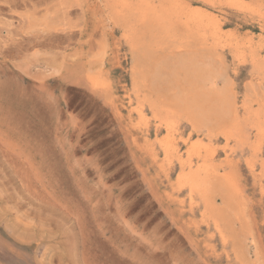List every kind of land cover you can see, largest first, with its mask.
<instances>
[{"label":"rangeland","instance_id":"rangeland-1","mask_svg":"<svg viewBox=\"0 0 264 264\" xmlns=\"http://www.w3.org/2000/svg\"><path fill=\"white\" fill-rule=\"evenodd\" d=\"M239 1L0 0V264H264V0ZM145 4L167 8L176 23L188 8L207 15L204 31L191 24V32H205L198 52L231 78L232 114L217 107L225 95L211 94L206 120L193 121L201 84L187 86L181 71L165 88L151 86L152 58L185 54L155 34L134 87L129 42ZM129 5L138 8L126 13ZM150 101L176 124L167 127ZM200 168L215 211L180 183L183 171Z\"/></svg>","mask_w":264,"mask_h":264},{"label":"bare ground","instance_id":"bare-ground-1","mask_svg":"<svg viewBox=\"0 0 264 264\" xmlns=\"http://www.w3.org/2000/svg\"><path fill=\"white\" fill-rule=\"evenodd\" d=\"M120 1V0H119ZM122 1V0H121ZM124 2H125V4H127V0H123ZM138 1V0H137ZM208 1H210V0H208ZM216 1V0H215ZM218 1V0H217ZM235 0H233V2H234ZM239 1V0H238ZM123 2V3H124ZM240 2V1H239ZM113 3H115V2H113ZM116 3H118V2H116ZM120 3V2H119ZM185 3V2H184ZM208 3V2H207ZM225 3H227V2H225ZM243 3V2H242ZM242 3H240V4H242ZM246 4H247V2H245ZM186 4H189V2L188 3H186ZM185 4V5H186ZM260 4V3H259ZM120 5V4H119ZM184 5V4H183ZM226 5H228V3L226 4ZM234 5V4H233ZM245 4H243V6H244ZM248 6H249V8H250V5L252 6V4H247ZM246 5V6H247ZM253 5H256V4H253ZM121 6V5H120ZM119 6V7H120ZM188 6V5H187ZM187 6H186V8H187ZM192 6V5H191ZM229 6V5H228ZM257 6V5H256ZM118 7V8H119ZM122 7H123V5H122ZM133 7V5L131 6V5H129L124 11L127 13V11L128 10H130L131 12L132 11H135V10H137V8L138 7H136L135 6V8H132ZM144 8H142L141 7V9L139 10H137V12H138V17H136V18H138V20H140V24H139V29H137V32H138V34H137V36L136 37H133V33H132V35H131V42H129L130 43V47H129V50L131 51L132 50V55L131 56H133V61H134V63H133V66H132V79H133V82H132V84L134 85V87L135 88H137V86H138V84L139 83H142V82H140V79H141V77H142V75H144V73L145 72H143L144 71V69H142L143 68V64L144 65H146V63L144 62V55H147V53L146 52H144L145 50V44L146 43H148L149 41H148V39H151L152 38V35L154 36V34H155V38L157 37V39H159L160 41L162 40V41H167V39L168 40H171L172 41V43L175 45V46H177V48H178V46L180 47H183V51H185V54H181V55H179V56H176L175 55V58H173V59H170L169 57H163V58H158V59H156V58H152L153 59V64H152V71H151V74H150V78H151V86L156 90V91H158L161 87L162 88H165V87H163V84H167V83H169V81H172L173 80V77L176 79V75H178V74H180V71L182 72L181 73V75L183 74V78H184V80L187 82V86H189L190 85V82H191V84H192V82H194V85H196L195 84V82H198V83H200L201 85H197V87L198 88H194V90H193V92H194V98H193V96H191L192 97V99H194L195 100V97L196 96H199V97H197L198 99L197 100H195V101H191V104L193 103V107L192 108H194V109H196V112L194 113V115H193V121L195 120L196 122H197V120L196 119H198V121H199V119H200V117H202V119L204 118H206L205 116H204V111H201V109H202V106H203V101L207 98V96H209V95H211V94H215L216 96L218 95V98H223V96L225 95V97L227 98V100H225L224 98V102H226L227 103V106L225 107V109H223L224 108V106H225V104H224V106L222 105V100H220L219 102H217L216 104H217V107H218V109H219V111H220V109H222V110H225L226 111V113L228 114V112H230L231 113V110H232V104H231V93L232 92H230L231 90H230V86H231V83H233L230 79H229V77H226V75H224L223 73H222V71H223V69H222V67H217V66H215V67H213L214 65H216L215 63H213V59L211 58L212 56H213V54L212 53H210V54H212V56L210 57V55L209 54H206V53H203V51L202 52H198V50H197V45L198 44H201V42H199V40H198V38L199 39H204L206 36H205V32H199L198 33V31L197 32H195V33H192L191 32V30L193 29L192 27H190V26H194V28H196L197 30H199L200 29V31L201 30H203L204 31V28H205V25H206V19H207V15L205 14V13H203V12H201V11H199V10H197V9H187V10H189L188 12H186L185 13V20L183 21L182 20V22L181 21H179L178 23H176V22H171L170 20L171 19H169V16H168V11L169 10H166L165 8L164 9H161V11H157L156 9H154L153 7H152V5H150V4H145V6H143ZM162 7V6H161ZM194 7H196V6H194ZM233 7V6H232ZM252 7H254V6H252ZM261 7V6H260ZM117 8V9H118ZM159 8V7H158ZM163 8V7H162ZM191 8V7H190ZM199 8V7H198ZM237 8V7H236ZM259 8V7H258ZM182 9H185V7H183V8H181V9H177V10H182ZM242 9H244V8H242ZM248 9V8H247ZM186 10V11H187ZM201 10V9H200ZM204 10H206V8L204 9ZM237 10V9H236ZM253 10H254V8H253ZM252 10V11H253ZM260 10V9H259ZM259 10H257V11H259ZM129 11V12H130ZM185 11V10H184ZM256 11V10H255ZM250 12V11H249ZM254 12V11H253ZM207 13V12H206ZM252 13V12H251ZM254 13H256V12H254ZM259 13H261V11H259ZM208 14V13H207ZM216 14V13H215ZM258 14V13H257ZM256 14V15H257ZM262 14V13H261ZM211 15V14H210ZM118 16V15H117ZM116 16V17H117ZM262 16H264V14L262 15ZM261 16V17H262ZM178 17H180V15L178 16ZM212 17H214V15L212 16ZM215 17H216V15H215ZM219 17V16H218ZM217 17V18H218ZM255 17V16H254ZM119 18V17H118ZM117 18V19H118ZM256 18H258V17H256ZM216 19V18H215ZM218 20V19H217ZM257 20V19H256ZM219 21V20H218ZM223 21V20H222ZM119 22V21H118ZM211 22V21H210ZM257 22H259V21H257ZM138 23V22H137ZM207 23H208V21H207ZM218 22H213L212 24L213 25H215L214 26V31H216V35H218L219 33H218V29H220V28H217V24ZM220 23H222V22H220ZM132 24V23H131ZM192 24V25H191ZM219 24V23H218ZM220 25V24H219ZM218 25V26H219ZM238 25V24H237ZM123 26H124V29H125V31L128 33V35H130V29H129V27H128V24L126 23V22H124V24H123ZM228 26H230V25H228ZM254 26V25H253ZM261 26V25H260ZM228 28V27H227ZM231 28V27H230ZM235 28V27H234ZM233 28V29H234ZM260 28V27H259ZM212 29V28H211ZM213 30V29H212ZM225 30V29H224ZM223 30V31H224ZM237 30V29H236ZM247 30H249V29H247ZM246 29H244V31H247ZM260 30H262V29H260ZM214 31H212V34H214ZM220 31V30H219ZM221 31H222V29H221ZM227 31H231V30H228L227 29ZM239 31V30H238ZM237 31V32H238ZM209 32H211V30L209 31ZM243 32V31H242ZM225 33H226V31H225ZM230 33H232V32H230ZM245 33V32H244ZM247 33V32H246ZM262 33V32H261ZM135 34V33H134ZM210 34V33H209ZM228 34V33H227ZM248 34H249V32H248ZM247 34V35H248ZM263 34V33H262ZM126 35V34H125ZM124 35V36H125ZM215 35V36H216ZM224 36L226 35V34H223ZM229 35V34H228ZM230 35H232V34H230ZM241 35H244V34H242L241 33ZM250 35V34H249ZM248 35V36H249ZM251 35H252V33H251ZM257 35V34H256ZM260 35V34H259ZM213 36V35H212ZM219 36V35H218ZM217 36V37H218ZM227 36V35H226ZM225 36V37H226ZM247 36V37H248ZM262 36V35H261ZM126 37V36H125ZM230 37V36H229ZM246 36H245V38H247ZM251 37V36H250ZM258 37V36H257ZM221 38H223L222 37V35H221ZM235 39H237L236 37H234ZM245 38H243V39H245ZM259 38V37H258ZM189 39L191 40V39H193L194 41H195V43L193 44V43H191V44H193L194 46H195V48L193 49V50H187L186 49V45L187 44H190L189 43ZM218 39V38H217ZM223 39H225V38H223ZM234 39V40H235ZM242 39V40H243ZM261 39V38H260ZM264 38H262V40H263ZM151 40H153V39H151ZM193 40H191V41H193ZM209 40V39H208ZM216 40V39H215ZM220 40V39H219ZM234 40H233V42H234ZM241 40V41H242ZM247 40V39H246ZM254 40V39H253ZM236 41V40H235ZM250 41V40H249ZM159 42V41H158ZM207 42V41H206ZM215 42V41H214ZM224 42H225V40H224ZM227 42V41H226ZM232 42V41H231ZM246 43H247V41H245ZM253 42V41H252ZM261 42V41H260ZM152 43V42H151ZM167 43V42H166ZM171 43V45L173 46V44ZM220 43V42H219ZM223 43V41L221 42V44ZM228 43H230V41H228ZM235 43V42H234ZM161 44H164L163 42L161 43ZM217 44V43H216ZM240 44V46H241V42H238V45ZM256 44V43H255ZM261 44V43H260ZM263 44H264V41H263ZM149 45V44H148ZM171 45H169V46H171ZM228 45H230V44H228ZM250 45H251V41H250ZM248 46V45H246V46H248V51H249V55L250 56H248V59H249V57H251V55L253 54V52H252V47L253 46ZM147 46V45H146ZM150 46V45H149ZM155 46V45H154ZM171 46V47H172ZM188 46H190V45H188ZM192 46V45H191ZM193 46V47H194ZM198 46H200V45H198ZM239 46V47H240ZM243 46V45H242ZM241 46V47H242ZM255 46V45H254ZM263 46V45H262ZM180 47V48H181ZM207 47V46H206ZM235 47H237L236 46V44H234V48ZM131 48V49H130ZM153 48V47H152ZM157 48V47H156ZM164 48V47H163ZM167 48V47H166ZM169 48V47H168ZM175 48V47H174ZM173 48V49H174ZM209 47H207V49H208ZM259 48V47H258ZM172 49V50H173ZM205 49V48H204ZM207 49H205V50H207ZM238 49V48H237ZM254 49V48H253ZM159 50V49H158ZM243 50V49H242ZM159 51H162V50H159ZM187 51V52H186ZM210 51V50H209ZM214 51H215V49H214ZM237 51V50H236ZM245 51V50H244ZM243 51V52H244ZM154 52H156V51H154ZM213 52V51H212ZM216 52V51H215ZM238 52H239V50H238ZM258 52V51H257ZM263 53H264V51H262ZM261 52V53H262ZM235 52H234V50H233V55H237V54H234ZM179 54V53H178ZM177 54V55H178ZM223 54H225V53H223ZM248 54V53H247ZM215 56H216V54H214ZM239 55V54H238ZM242 55V54H241ZM244 55V54H243ZM242 55V56H243ZM260 55V54H259ZM263 55V54H262ZM150 56H151V54H150ZM149 56V57H150ZM257 56V55H256ZM152 57V56H151ZM220 57H223V55L222 56H220ZM239 57V56H238ZM241 57V56H240ZM255 57V56H254ZM258 57H260V56H258ZM146 58V57H145ZM243 58H246V57H243ZM242 58V59H243ZM262 58H264L263 56H262ZM151 59V58H150ZM242 59H240V60H242ZM256 59V61H258V65H259V67H256V68H258L259 70H261L263 67H261L262 66V61H259L258 59H257V57L255 58ZM224 60V59H223ZM132 61V62H133ZM150 61H152V60H150ZM225 61V60H224ZM244 61V60H243ZM254 61V60H253ZM255 61V62H256ZM214 62H216V60L214 61ZM223 62V61H222ZM226 62V61H225ZM238 62V61H237ZM218 64V63H217ZM224 64V63H223ZM221 65V64H220ZM147 66V65H146ZM148 67V66H147ZM222 69V70H221ZM151 70V69H150ZM224 70H225V68H224ZM263 70H264V68H263ZM235 71V70H234ZM149 74V73H148ZM229 75V74H228ZM139 76H140V78H139ZM149 76V75H148ZM146 77H147V75H146ZM178 77V76H177ZM180 78V77H179ZM255 78V77H254ZM222 80L221 81V83L222 84H218V80ZM258 79V78H257ZM169 80V81H168ZM146 81V80H145ZM144 81V82H145ZM177 81V80H176ZM178 81H181V80H178ZM147 82V81H146ZM231 82V83H230ZM250 82V81H249ZM258 82V81H257ZM260 82V81H259ZM179 83V82H178ZM181 83H182V81H181ZM253 83V82H252ZM256 83V82H255ZM257 84V83H256ZM140 85V84H139ZM250 85H251V82H250ZM143 86V85H142ZM165 86H167V85H165ZM183 86V85H182ZM185 86V85H184ZM190 86H192V85H190ZM256 86L257 85H255L254 87L256 88ZM133 87V88H134ZM141 87V86H140ZM169 87V86H168ZM174 87H176V86H174ZM253 87V86H252ZM258 87H259V85H258ZM179 88H180V86H179ZM188 88V87H187ZM186 88V89H187ZM235 88V87H234ZM233 88V89H234ZM249 89L251 88V87H248ZM173 89V88H172ZM177 89H178V87H177ZM237 89V88H236ZM248 89V90H249ZM175 90V89H174ZM189 90V89H188ZM190 90H192V89H190ZM252 90V89H251ZM178 91V90H177ZM180 91V90H179ZM184 91V90H183ZM253 91H254V89H253ZM145 92V91H144ZM155 92V91H154ZM153 92V93H154ZM172 92V91H171ZM181 92V91H180ZM192 92V91H191ZM190 92V94H193V93H191ZM237 92V91H236ZM246 92H248V91H246ZM250 92V91H249ZM257 91H255V93H256ZM151 93V92H150ZM179 93V92H178ZM184 93V92H183ZM259 92H257L256 94H255V96H254V98H255V100L257 101L258 99L256 98V95H259L258 94ZM144 94V93H143ZM149 94V93H148ZM156 94V93H155ZM182 94V93H181ZM180 94V95H181ZM233 94V93H232ZM239 94V93H238ZM250 95H251V93H249ZM174 95H175V93H174ZM173 95V96H174ZM179 95V97L177 98V101L179 102V105L182 107V105H184V103L185 102H187V101H184L186 98L185 97H181ZM235 95V94H234ZM148 96V95H147ZM161 96V95H160ZM160 96H158V97H160ZM163 96V95H162ZM177 96V95H176ZM184 96V95H183ZM211 96H213V95H211ZM210 96V97H211ZM245 96H246V94H245ZM260 96V95H259ZM151 97V96H150ZM152 97H153V95H152ZM214 97V96H213ZM234 97V96H233ZM237 97V96H236ZM162 98V97H161ZM163 98H164V96H163ZM167 98V97H166ZM169 98V97H168ZM185 98V99H184ZM246 98H248V97H246ZM254 98H253V100H254ZM158 99H160V98H158ZM215 99H217V98H215ZM241 99V98H240ZM161 100V99H160ZM164 99H162L161 101H163ZM190 100H191V98H190ZM210 100V99H209ZM233 100H235V98H233ZM166 101V100H165ZM164 101V102H165ZM213 101H215V100H213ZM237 100H235L234 102H236ZM260 101V100H259ZM167 103H169L170 102V100H169V102L168 101H166ZM172 102V101H171ZM174 102H176V101H174ZM255 102V101H254ZM253 102V103H254ZM258 102V101H257ZM212 103H214V102H212ZM233 103V102H232ZM259 103H261V102H259ZM190 104V103H189ZM209 104H211L210 102H209ZM216 104H215V106H216ZM237 104V103H236ZM173 105H174V103H173ZM234 105H235V103H234ZM141 106V105H140ZM149 106H150V108L155 112V115L157 116V117H159L161 120H164V121H166V124H168L167 125V127L169 126V125H171V127L174 125V123L176 122V118L175 117H171L172 115H173V113L172 112H170V111H168V110H166L165 108H163L164 106L163 105H160V102H157V101H150V103H149ZM188 107V108H190V106L189 105H187V103H185V106L184 107ZM223 106V107H222ZM178 107V106H177ZM216 107V108H217ZM135 108H138V105H137V107H135ZM140 108V107H139ZM139 108H138V110H139ZM170 108V107H169ZM204 109V108H203ZM206 109H208V108H206ZM137 110V109H136ZM141 110V109H140ZM177 110V109H176ZM215 110V109H214ZM180 111V110H179ZM192 111V110H191ZM138 112V111H137ZM139 112H141V111H139ZM190 112V111H189ZM194 112V111H193ZM192 112V113H193ZM216 112V111H215ZM222 112V111H221ZM177 113V112H176ZM191 113V112H190ZM219 113V112H218ZM229 113V114H230ZM261 113H264V103L262 102V106L260 107V114ZM198 114V115H197ZM210 114V113H209ZM214 114V113H213ZM220 114V113H219ZM222 114V116H223V113H221ZM220 114V115H221ZM232 114V113H231ZM230 114V115H231ZM259 114V113H258ZM140 115V114H139ZM142 115V114H141ZM200 115V116H199ZM216 115V114H215ZM224 115H225V112H224ZM230 115H228V116H230ZM156 116H154V117H156ZM206 116H207V114H206ZM217 116V115H216ZM227 116V117H228ZM142 117V116H141ZM192 117V116H191ZM190 117V118H191ZM212 117V116H211ZM143 118V117H142ZM145 118H147V116L145 117ZM144 118V119H145ZM213 118H214V116H213ZM221 118V117H220ZM224 118V117H223ZM229 118H231V116L229 117ZM229 118H227V119H229ZM154 119V118H153ZM210 119V118H209ZM192 120V119H191ZM206 120V119H205ZM217 120H218V118H217ZM223 120V119H222ZM224 120H226V117H225V119ZM208 121V120H207ZM213 121V120H212ZM220 121V120H219ZM226 121H228V120H226ZM145 122H146V120H145ZM148 122V121H147ZM192 122V121H191ZM204 122H206V121H203V123ZM210 122V121H209ZM216 121H214V123H215ZM223 122V121H222ZM157 123H159V122H157ZM156 123V124H157ZM192 123H194V122H192ZM201 123V122H200ZM219 124H221V122H218ZM217 122H216V124H218ZM176 124V123H175ZM205 124V123H204ZM218 124V125H219ZM155 125V124H154ZM163 125H165L164 123H163ZM192 125V124H191ZM193 125H195L196 126V123L195 124H193ZM202 126H203V124H201ZM200 124H199V126H201ZM210 125V124H209ZM214 125V124H213ZM218 125H216V126H218ZM223 125H226V122L224 121V124H222V126ZM228 125V124H227ZM233 125H235L234 123H232V127L228 130V131H225V135H226V138H228L229 136H231L232 134H233V130H234V128H233ZM162 126V125H161ZM198 126V125H197ZM196 126V127H197ZM198 126V127H199ZM205 126V125H204ZM207 126V125H206ZM220 126V125H219ZM261 126H263V125H261ZM165 127V126H164ZM197 127V128H198ZM211 127H213L212 125H211ZM254 127H255V125H254ZM259 127V126H258ZM161 128V127H160ZM163 128V127H162ZM210 128V127H209ZM256 128V127H255ZM260 128V127H259ZM263 128V127H262ZM166 129V128H165ZM169 129V128H168ZM177 129V128H176ZM199 129V128H198ZM201 129V128H200ZM212 129H215L214 127L212 128ZM261 129V128H260ZM156 130V129H155ZM163 130V129H162ZM171 130V129H170ZM222 130V129H221ZM256 130V129H255ZM258 130V129H257ZM167 131V130H166ZM175 131V130H174ZM208 131V130H207ZM216 130H214V132H215ZM261 131L263 132V129H261ZM168 132V131H167ZM167 132H165V134L167 135ZM209 132V131H208ZM212 132V131H211ZM261 132V133H262ZM172 133V132H171ZM170 133V134H171ZM206 133V132H205ZM210 133V132H209ZM165 134H163V135H165ZM179 134V133H178ZM208 134V133H207ZM214 134V133H213ZM204 135H206V134H204ZM258 135V134H257ZM171 136H174V135H172L171 134ZM207 136V135H206ZM161 137H162V135H161ZM165 137V136H164ZM169 135H168V139H169ZM178 137H180V135L178 136ZM200 137V136H199ZM159 137H157V139H158ZM171 138V140H172V137H170ZM177 138V137H176ZM225 138V139H226ZM162 139H163V137H162ZM210 139V138H209ZM254 139V138H253ZM260 139V138H259ZM263 139H264V137H263ZM164 140V139H163ZM170 140V139H169ZM168 140V141H169ZM174 140V139H173ZM172 140V141H173ZM182 140V139H181ZM197 141V140H196ZM199 141V140H198ZM197 141V142H198ZM201 141V140H200ZM203 141V140H202ZM261 141V140H260ZM166 142V141H165ZM164 142V144L166 145V143ZM252 142V141H251ZM256 142V141H255ZM257 142H258V140H257ZM173 143H174V141H173ZM172 142H171V144H173ZM176 143V142H175ZM195 143V142H194ZM200 144H203L202 142L200 143ZM198 145V144H197ZM161 146V145H160ZM163 146L164 145H162L161 147H162V149H164L163 148ZM169 146H170V143H169ZM172 146V145H171ZM170 146V147H171ZM174 146V145H173ZM178 146V145H177ZM204 146H205V144H204ZM204 146H202V148L204 147ZM254 146V145H253ZM261 146V145H260ZM176 147V146H175ZM198 147H199V145H198ZM207 148L209 147V146H206ZM206 147H204V148H206ZM166 148V147H165ZM167 148H168V146H167ZM192 148H195V146H193ZM196 148H197V146H196ZM207 148H206V150H207ZM254 148V147H253ZM178 149H179V147H178ZM156 150V149H155ZM154 150V151H155ZM177 150V149H176ZM175 150V151H176ZM187 150H188V153H189V149L187 148ZM196 150H198V149H196ZM204 150V149H203ZM255 150V149H254ZM153 151V150H152ZM165 151H167V150H165ZM199 151H200V149H199ZM187 152V151H186ZM194 152V151H193ZM201 152V151H200ZM208 151H205V153H207ZM150 153V152H149ZM188 153H187V155H185V156H188ZM203 153V152H202ZM191 154V152L189 153V155ZM200 154V153H199ZM198 154V155H199ZM181 155V154H180ZM192 155V154H191ZM194 155V154H193ZM208 155H210V154H208ZM207 155V156H208ZM167 156V155H166ZM176 156V155H175ZM197 156V155H196ZM205 156V155H204ZM181 157V156H180ZM180 157H178V159L180 158ZM190 157V156H189ZM188 157V158H189ZM211 157V156H210ZM168 158H170V157H167V159ZM197 158V157H196ZM164 159H166V157H164ZM166 159V160H167ZM158 160V159H157ZM181 160V159H180ZM196 160V159H195ZM184 161V160H183ZM182 160H181V162H183ZM201 161V160H200ZM199 161V162H200ZM181 162H179L180 164H181ZM213 162V161H212ZM178 163V164H179ZM188 163V162H187ZM192 163V162H191ZM201 163V162H200ZM199 163V164H200ZM184 164V163H183ZM197 164V163H196ZM198 164V165H199ZM214 164V163H213ZM212 164V165H213ZM201 165H203V163L201 164ZM207 164H205V167H207L206 166ZM180 167V166H179ZM187 167H189V166H187ZM186 167V168H187ZM191 167V166H190ZM201 167V166H200ZM182 168H183V165H182ZM197 168V167H196ZM192 169H193V167H192ZM198 169V168H197ZM206 169V168H205ZM184 170V169H183ZM182 170V171H183ZM205 170L204 169H202V168H200L199 170H192V171H188V172H184L183 171V173H182V175L180 176V180L182 181H180V183H185L186 185H188V190L190 191V192H192V193H194V192H196V193H198L200 196H202L203 197V199L204 200H206L205 202H206V204L209 206V208H210V210L211 211H215L216 210V208H215V206H214V203H213V201H210L211 200V198L209 197V193H208V189L207 188H205L204 187V183L206 182L205 180H204V177H202V175H201V173L202 172H204ZM178 172H179V169H178ZM180 173H181V171H180ZM210 176V175H209ZM179 179V178H178ZM184 183H183V185H184ZM180 186V185H179ZM182 186V185H181ZM207 186H208V184H207ZM189 193V192H188ZM193 197V196H192ZM197 202V201H196ZM204 202V203H205ZM195 206H196V204H195ZM207 206V207H208ZM214 221V220H213ZM214 222H216V220L214 221ZM217 223V222H216ZM214 225H215V223H214ZM216 226H217V224H216ZM217 228V227H216ZM219 231H220V229H219ZM221 234V233H220Z\"/></svg>","mask_w":264,"mask_h":264}]
</instances>
